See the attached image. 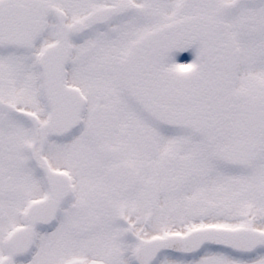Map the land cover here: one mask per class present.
I'll list each match as a JSON object with an SVG mask.
<instances>
[{
  "label": "snow or ice",
  "instance_id": "obj_1",
  "mask_svg": "<svg viewBox=\"0 0 264 264\" xmlns=\"http://www.w3.org/2000/svg\"><path fill=\"white\" fill-rule=\"evenodd\" d=\"M0 264H264V0H0Z\"/></svg>",
  "mask_w": 264,
  "mask_h": 264
},
{
  "label": "flooded vegetation",
  "instance_id": "obj_2",
  "mask_svg": "<svg viewBox=\"0 0 264 264\" xmlns=\"http://www.w3.org/2000/svg\"><path fill=\"white\" fill-rule=\"evenodd\" d=\"M183 55H184L185 58H188V54H187V53H185V54H183Z\"/></svg>",
  "mask_w": 264,
  "mask_h": 264
}]
</instances>
